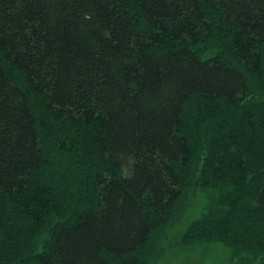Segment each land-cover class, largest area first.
<instances>
[{"label":"trees","instance_id":"trees-1","mask_svg":"<svg viewBox=\"0 0 264 264\" xmlns=\"http://www.w3.org/2000/svg\"><path fill=\"white\" fill-rule=\"evenodd\" d=\"M198 193L264 264V0H0V264H152Z\"/></svg>","mask_w":264,"mask_h":264},{"label":"rangeland","instance_id":"rangeland-1","mask_svg":"<svg viewBox=\"0 0 264 264\" xmlns=\"http://www.w3.org/2000/svg\"><path fill=\"white\" fill-rule=\"evenodd\" d=\"M204 203V193H198L183 205L158 243V254L152 264H246L235 260L220 243L199 244L184 239L186 228L198 217ZM251 264H258V260Z\"/></svg>","mask_w":264,"mask_h":264}]
</instances>
